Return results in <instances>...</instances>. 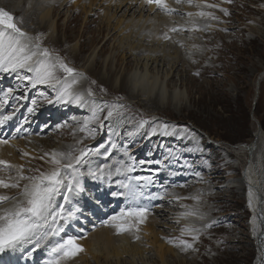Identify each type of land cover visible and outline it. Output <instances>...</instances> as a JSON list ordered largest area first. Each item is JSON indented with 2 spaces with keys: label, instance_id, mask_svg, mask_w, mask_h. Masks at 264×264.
<instances>
[{
  "label": "rangeland",
  "instance_id": "1",
  "mask_svg": "<svg viewBox=\"0 0 264 264\" xmlns=\"http://www.w3.org/2000/svg\"><path fill=\"white\" fill-rule=\"evenodd\" d=\"M168 1H172L174 8L178 10L175 7L177 5H175V0ZM117 2L118 0H98L91 10L87 9L86 13L83 12L82 6H80L83 3L75 5V0H69L62 6L60 4L58 7L61 6V16H54L55 21H52V23L57 21L55 28L60 30L55 31V33L48 27L50 31H47L46 27L38 31L39 25L33 22H29L30 26L28 24L23 27L19 18L12 13L17 18V23L20 24L18 26L24 31L30 29V33L34 28L33 35H31L34 37L39 36L43 47L49 48L54 55L58 54L69 66L76 69L83 80L82 84H88L79 91L86 92L87 88L91 87L96 94L94 99L98 104L103 105L104 102H107L108 105L113 103L125 105L126 117L132 118L133 121L132 123L113 121L110 127L99 129H97L95 123L91 124L90 127L97 129L96 138L85 139L86 134L78 130L81 123L60 131L62 126L59 125L56 128L50 126V124H47L49 122L47 117L37 120L34 122L35 129L31 131L30 135L39 137L41 142L45 141L46 143L41 144L39 142V148L43 152L35 153L31 167H24L25 174H30L28 169L46 170L49 167L45 162L48 157H45V160H41L40 157L44 156L45 153H51L52 148L66 152L73 146L77 148H96L101 145L107 146L109 141L115 142L120 145V148H109L108 150L112 152L109 157L104 155L93 157L96 164L103 165L114 161L116 160L114 157L129 161V157L124 156L125 151L130 154V157L137 159L134 164L135 170L126 175L128 177L148 176L152 179V183L145 189V195L137 200L140 202L139 205L144 206L143 201H147L151 194L163 196L158 200L166 205L163 210H165L164 212L167 211L168 215L162 217L164 221L161 217L158 218L159 221L162 220L158 232L167 231L168 233L164 234L163 237L167 235L169 239L174 237L171 236L173 232H175L174 235L180 233V239L194 243V249L188 250H183L178 246L177 241L167 245L175 251L174 255L172 253L167 255V264H254L257 257V245L254 234L249 229V220L252 213L246 199L247 189L242 188L245 182L244 175L249 156L247 152L240 150L239 147L248 145L254 140L258 125L264 131V75L261 76L264 72V0H232L231 3H225L224 0H206L207 3H215L220 8L227 9L229 14L225 15L224 12L220 11V8L203 9L212 11L219 17V20L215 21L197 19L200 25L210 23L211 27L209 29L191 33L187 31L169 33V35L174 36V38L178 37V39L174 41H171L172 39L165 40L164 50L166 49V51L160 52L159 50L158 58L161 55L164 57L167 55V61H179V69H177L174 76L168 78L167 81L165 80L168 92L175 89L180 90L181 93L183 92L184 97L178 101V106L175 103L172 104L169 97L166 100L159 101L161 104L159 106L153 104L152 101L150 105H145L147 102L132 100L125 88L122 89L121 85H116V82H119L116 81L117 79L130 75V72L135 69L133 58H126L127 53L122 52L119 39L125 36L128 37L127 41H129L130 36L134 38L136 33L139 31L141 33L140 29L137 30L139 26L133 28L132 24L128 22L131 13L128 14L127 12L126 15H123L125 10L121 13L118 11L115 14L113 23L116 24L117 20L121 21L118 29L116 31L109 29L108 23L103 19L106 12L105 8L113 14L112 11L114 12L113 8ZM201 2H205V0H201ZM183 5L188 6L187 4H181V8ZM139 6L141 4L138 1L134 3L135 8ZM143 7L148 9V7ZM188 7V11L181 9V12L178 10L177 13L172 14V16L179 15V20L176 19V25L181 22L184 25L189 19L186 15L179 13L200 10L195 7ZM136 14L134 20L138 18ZM73 18H77L75 24H70L68 21ZM86 21H91L93 24L85 28L84 22ZM125 26L128 28L126 29ZM121 29L123 30L120 31ZM162 29L164 27L160 28L156 35L162 33ZM144 38L145 34L141 42H144ZM161 41L163 40L161 39ZM147 42L148 40L145 41V45ZM163 52L166 53L163 54ZM93 57L94 60L92 61ZM176 57L178 58L176 59ZM170 58L171 60H168ZM59 74L63 75V73ZM159 75L162 76L161 72ZM260 78L262 80H260L259 86L257 85V89H259L257 91L256 84ZM15 79H17V74ZM103 79L104 81H102ZM92 81H95V83L93 84ZM25 83L28 87V82L25 81ZM45 87L48 86L45 85ZM8 88L4 87V90ZM39 89L35 88L34 92L37 99L41 100L36 104L39 106L52 104L48 103V100L54 101L57 94L56 90L45 92V89H43V94L42 90ZM101 89H104V91H101ZM155 94L152 97L153 102L157 100V98L155 100L157 91ZM29 97L30 94L23 100H28ZM16 107H19V105L16 104ZM78 109L79 114L82 115L81 109L79 107ZM106 111L107 108H105V113L101 114L103 122ZM90 115L91 108L88 106L87 110L83 111L82 117L86 120ZM76 117L73 116L74 119ZM140 120H147L148 123L143 128H138L136 122ZM65 123L67 121L64 119L61 124ZM104 124L108 125L109 122L106 121ZM164 124L176 126L177 132L187 128L195 134V139H182L178 135H162L161 129ZM153 128L157 129L155 135L152 134ZM79 140H83V143L78 144L77 141ZM124 146H127V149ZM197 147L200 149L199 151L195 150ZM190 148L194 150L188 151ZM16 149L20 152L19 146ZM100 149L103 150L101 153L105 150L104 147H100ZM249 155L251 158L250 153ZM184 164L191 165V168L200 167L192 169V173L188 170L190 167L181 166ZM1 171L8 172V170ZM10 172L9 176L15 175L13 170ZM197 172L200 174L199 176L194 174ZM117 181L126 182L125 175L113 177L112 182L94 180L92 181L95 186L94 190L93 186H87V179L83 180L84 191L80 193L78 200L74 202V206L79 209L77 216L81 214L82 217L76 225L71 223L68 227L66 226V231L69 234L82 237L79 242L87 238L97 227L106 225L98 224L93 229H86V212L100 216L99 209L93 210V205L96 206V204L89 202V195L98 198L101 196L107 197L116 187ZM178 189H181V191H177ZM5 190L2 189L3 192ZM14 190L16 193L18 192V189ZM122 191L124 190L122 189ZM175 191L177 192L174 193ZM0 195H2L1 191ZM176 196H199L200 201L197 203L196 200L191 198L177 201ZM126 199L128 198L126 197ZM181 203L186 207H182ZM85 204L86 206H92L89 210L82 211L81 206ZM128 204L129 200H127ZM157 206L159 204L152 206V212L155 211L153 209ZM176 206H181L182 209ZM125 207L123 206L121 209ZM179 210H182V213L187 210L195 211L202 214L204 219L191 216L197 218V220L180 224H174L173 222L167 225L168 217L173 218L175 213H179ZM119 211L120 209L112 215L118 214ZM171 213L173 214L171 215ZM106 215L110 214L104 215L106 220H109ZM146 219H149V217ZM170 221H173V219ZM206 224H212V227L206 228ZM185 227L201 229L199 240L193 241L191 235L181 236V231ZM131 232L137 236L142 234L136 230V227H133ZM168 238L164 237L162 240ZM132 242L134 243V241ZM80 244L84 243L81 242ZM147 244L145 248L149 251L144 256H146L148 264H162L156 253L150 251L151 248ZM43 259H41V263ZM90 260L91 264H98L97 261ZM122 262L121 264H131V259L124 257ZM136 264H144V262L138 260Z\"/></svg>",
  "mask_w": 264,
  "mask_h": 264
},
{
  "label": "snow or ice",
  "instance_id": "2",
  "mask_svg": "<svg viewBox=\"0 0 264 264\" xmlns=\"http://www.w3.org/2000/svg\"><path fill=\"white\" fill-rule=\"evenodd\" d=\"M224 2L231 3L232 0H224ZM141 3L150 7L154 5L157 10L169 16L178 11L169 5L168 0H141ZM175 3L177 5L187 4L200 10L179 13L189 18L186 23L169 28L168 32H165L162 37H157L158 39L171 40L172 37L169 33L185 31L191 33L205 31L211 27L210 23L200 25L197 22L198 18L206 21L219 20L214 12L203 10L220 8L218 4L207 3L206 0L205 2L175 0ZM220 11L225 15L229 14L225 8H220ZM181 46L183 45L181 44ZM21 72H25L26 75L21 77L19 75ZM0 73H16L17 79L28 82L32 87L46 85L55 89L57 102H71L81 107L89 106L91 115L81 122V127L78 129L86 134L85 139H95L97 129L110 127L113 121L117 123L133 122L132 118L126 117L125 105L119 103L108 105L107 102H104L103 105L98 104L94 99L96 94L91 87L87 88L86 92L76 91V86L80 84L78 78L80 74L76 72V69L69 66L58 54L54 55L52 50L43 47L39 36L34 37L18 26L17 18L3 7H0ZM59 73H63V75ZM92 83L94 84L95 81ZM10 99H24V97H15L14 89L8 88L3 91L0 109L8 105ZM52 102V100H48V103ZM35 103L36 101L33 100L32 104L35 105ZM105 108L107 111L103 119L109 122L108 125H105L101 119ZM17 111H19V107L6 114L0 113V126L12 121ZM28 111H34V108H29ZM26 122L27 120H25ZM94 123L97 125V129L90 127ZM136 123L138 128H143L148 121L140 120ZM19 130V128L16 129L17 132ZM156 131L157 129L153 128L152 134L155 135ZM129 134L131 135V133ZM161 134L165 136L178 135L182 139H195V134L189 129L183 128L177 132L176 126L168 124L162 126ZM8 143V139L0 138V145ZM77 143L82 144L83 140H79ZM100 147L105 148L103 153L100 152ZM117 147L115 142L109 141L107 146L101 145L96 148L73 146L66 152L53 150L40 157L41 160L48 157L45 162L49 167L46 170L28 169L30 174L27 175L23 165L16 166L8 161L0 160V170H15V175L9 176L7 181L5 178H0V188L18 189L14 196L0 195V254L26 253L28 257H31L38 250H43L45 258L42 260V264H70L80 252L84 251L79 243L82 237L69 234L66 231V226L78 219L77 211L79 209L74 206V202L84 191L85 176L97 181L112 182L113 177L125 175L126 182L117 181L118 186L124 191L113 193V195L126 196L129 204L118 214L112 215L105 223L115 227L118 233L130 231L133 227H136L138 231V225L145 222L149 209L139 205L137 200L145 195V189L152 183V179L148 176L128 177L126 175L135 170V165L130 162V154L127 151L124 152V156L129 157V161L117 159L103 165L96 164L93 157L98 155L109 157L112 152L108 149H117ZM193 150L188 149V151ZM195 150L199 151L200 149L197 147ZM24 155L27 156L28 153H24ZM181 166L191 167L189 164ZM194 174L200 175L198 172ZM251 195L250 190L249 196L251 197ZM158 198H163V196L158 195ZM189 198L196 200L197 203L200 201L199 196L175 197L177 201ZM182 207L186 206L182 205ZM191 216L204 219L202 214L195 211H185L180 214L182 219ZM205 227L211 228L212 224H206ZM81 231L83 230L81 229ZM200 231L201 229L198 228L185 227L181 231V236L191 235L193 241H198ZM136 238L139 239V236ZM177 245L183 250L194 249V243L185 239H178ZM0 264L3 262L0 261Z\"/></svg>",
  "mask_w": 264,
  "mask_h": 264
},
{
  "label": "bare ground",
  "instance_id": "3",
  "mask_svg": "<svg viewBox=\"0 0 264 264\" xmlns=\"http://www.w3.org/2000/svg\"><path fill=\"white\" fill-rule=\"evenodd\" d=\"M68 1L69 0H0V7H3L6 10L10 11L11 13L15 14L19 18L20 23L23 24V25L21 24L23 27H26L29 24V22H33L39 25V27L37 26L38 31L42 30L44 27L46 28L48 27L50 30H52L53 33H55V31H58L59 29L57 30V28H55V26H57L56 25L57 21L52 23V21H55L54 16H58V17L61 16L62 12H60V7L63 4H66ZM96 1L98 0H75L76 2L75 5H77L78 3L79 4L83 3V4H80V6H82L83 12L86 13L87 9L91 10L95 6ZM137 1L141 4V6H139L138 8H135L134 3ZM60 4L61 6L58 7ZM169 4L171 7L174 8V3L173 4L169 3ZM143 6L148 7V9L144 8ZM115 7L116 9H114ZM115 7L113 8L114 12L112 11L113 14H111V12L105 8L106 12L103 15L104 16L103 19L105 20V22L108 23L109 29H111L112 31H116L118 29L121 21L117 20L116 24L113 23L115 20V14H117L118 11L121 13L125 10L123 12V15H126L127 12L128 14L131 13V16L128 22L132 24L133 28L135 26H139L137 30L138 31L139 29L141 30V33H139L140 31L138 32L139 35L138 33L135 34L134 36L135 39L129 35L131 37V38L129 37V41H127L128 37L122 36L121 38L120 36L121 39H119V46L122 48L123 53L124 52L127 53V56H125L126 58L128 59L133 58V64L135 65V69L134 71L130 72V75L128 74L127 76L117 79L116 81H119V82H116V85H121L122 89L125 88L128 95L132 97V100H138L139 102H144V103L147 102L145 105H148V104L150 105L152 101L153 104H155L156 106H159L161 105L159 101L166 100V98L169 97V100L171 99L170 101L172 102V104L175 103V105L178 106L177 105L178 101L181 100L182 97H184L182 94L183 92L181 93L180 90H177V89H175L172 92H168L167 86L165 84V80L167 81L168 78L174 76L177 69H179L180 64L178 60L172 61L171 58L168 59L171 61H167L166 60V58H168L167 55L165 57L161 55L160 57L161 59L158 58L159 50L160 52L164 50L166 41L162 38L161 39L163 41H161V39H158L157 37H162V35L165 32H168L169 28L176 26V19L179 20V15L178 16L165 15L164 13L157 10L154 5L151 7L147 6L141 3V0H118ZM175 7L178 8L180 12H181V9H184V11L189 10V7L185 5H183L181 8V4L176 5ZM135 14H136V17L138 16V18L134 20ZM76 19L74 18L72 20L70 19L68 22L72 24L75 22ZM84 23H85L84 24L85 28L93 24L91 21H86ZM178 25H182V22L178 23ZM127 26H125L126 29L128 28ZM162 27H164V29H162L163 32L160 33L159 35H156V33ZM49 29L47 31H50ZM123 29H121L120 31H122ZM33 30H32V33L29 32L30 29L29 31H26V32H28L30 35L31 34L33 35ZM144 34H145V38L143 40L144 42H141ZM51 37H53V35H51ZM171 37H172L171 41L178 39V37L177 38H174V36H171ZM146 40H148V42L145 45ZM152 40L154 41L152 42ZM184 41H188V40L186 39ZM103 44L105 45V43ZM174 50L175 49H173V51ZM164 51H166V49ZM164 53L166 52H163V54ZM177 58L178 57H176V59ZM93 60H94V57L92 61ZM165 67H166V73H165ZM160 72L162 76L159 75ZM2 74L5 77L0 80V84H4V85L10 84V86L14 89V95L17 98L25 97L27 94H30L31 103L33 100H35L36 103H39V101H41L40 99H37V95L34 93L35 88L39 89L40 86H42L39 89V90H42V93H43V89H45V92H48V90H51V91L53 90V88L45 87V85H37L36 87H32L30 84H28V87H27V84L25 83V81L21 79H15L16 73H2ZM24 75H26L25 72L20 73L21 77H23ZM263 75L264 73L261 74V76ZM78 78L80 79L81 77L79 76ZM260 80L262 79L260 78L256 84L257 91L259 90L257 89V85L259 84ZM102 81H104V79ZM82 82L83 80L81 78L80 84L76 86V91H79V89L88 85V84H82ZM156 91H157V96L155 97V100L156 98L157 100L153 102L152 97ZM56 96L54 98L55 102H57ZM16 100L21 101L22 99H12V101H16ZM36 103L35 105L33 104L32 105L36 106L37 105ZM58 104H59V109L61 110V114H63L62 119H68L67 123L56 125V127H58L59 125L62 126V128H60L61 129L60 131H62L65 128L67 129L69 126L76 125L84 121V118L82 117L83 111L87 110L88 106L81 107L71 102L69 103L58 102ZM78 107L81 109L82 115L79 114ZM44 110H47V108H45ZM73 116H77V117L74 119ZM35 118L40 119L42 117L37 115ZM4 127L9 128V123H7L4 126H1V128H4ZM19 132L21 133L22 131L19 130ZM263 133L264 131L262 130L261 126L258 125L256 132H255L256 140H255V134H254V140L250 144L244 145L243 147H239L240 150L247 152L249 156L248 163H249V160L252 158V160H250L249 165L248 163H247L248 166L246 165L247 169L245 170V175H244L245 182L242 185V188L247 189L246 199L248 200V207L250 208V212L252 213L250 220H249V229L251 233L254 234L253 236H254V239L257 245V248H256L257 257L255 259L254 264H264V134ZM40 140L41 138L32 136L24 140L15 141V143L9 142L6 145H0V160L8 161L10 164H13L16 166L23 165L24 167L30 168L33 162V159L35 158V153L43 152L39 148V142H41ZM42 143H46V142L42 141L41 144ZM18 146L20 147V152H18L16 149ZM56 149L52 148V151ZM58 151L60 150L58 149ZM101 151L103 150L100 149V152ZM24 153H28V155L25 156ZM249 153L251 154V158H250ZM114 158L117 160L119 157L118 158L114 157ZM111 162L113 161H110L107 163H111ZM13 171L15 172V170ZM10 173L11 172L9 170L8 172H2L0 170V178H5L7 180ZM90 178L91 177L89 176H85V179H87L88 183H89ZM88 186H92V185L88 184ZM2 189L3 188H0L2 195H8V196L16 195V191L14 189L13 190L6 189L4 192L2 191ZM250 190L252 193L251 197L249 196ZM177 191H181V189H178ZM177 191H175L174 193H176ZM118 192H120V188ZM101 199H102L101 204H103L102 209H105L104 208L105 205H109L110 203L111 205L113 204L116 205L120 203L119 207H121L122 206L121 204H126L128 200L126 199V196L119 197L117 195H115L114 198H111L110 201H108L106 198H104L103 200L102 196H101ZM147 199L148 201H143V202H144V206L149 209V213L147 215L149 219H146L144 223L138 225V228L140 227L138 232L142 233L141 236H139V239H137L136 238L137 235H135L131 231H124V232L118 233V230H116V228L110 225L104 226L103 228L97 227L98 229L96 230L94 229V232L89 234L87 238H85L86 237L85 236L84 237L85 239L79 242V243L81 242L84 243L80 245L82 246L83 249L85 245V249L84 251L80 252L70 262V264H91L90 259L97 261L98 264H121L123 263L122 259L124 257H127V258L129 257L131 259V264H136L138 260L144 262V264H148V260L146 259V256H144L146 252L149 251V250L147 251L145 248L147 242H148L147 245L149 246V248H151L150 251H154L156 253L158 258L161 260L162 264H167V255H169L170 253H172L173 255L175 254V251L173 250V248L167 245H170V242H169L170 240L172 242L173 241L175 242L178 239H180V233L174 235L175 232H173L171 236H174V237L170 239L168 238L167 235H165L164 237L168 239L162 240V238H164L163 235L168 232L167 231L158 232V229L160 228L159 225L161 221L164 219L162 217H165L166 215H168L166 213L167 211L164 212L165 210H163L165 209L164 207L166 205L162 203V201L158 200L157 194H151ZM139 203L140 202H138V204ZM157 204H159V206L153 209L156 212L155 211L152 212V206L157 205ZM181 206H182V203H181ZM181 206H176V207L181 208ZM95 207H98V206H95ZM87 208H89V205L87 206ZM115 208L116 207L114 206L109 207V209L111 210H115ZM113 213L114 211L112 212V214ZM181 213H182V210H179V213L178 214L175 213L173 218L168 217L166 224L168 225L169 223H173V222L174 224L189 223V222H193L194 220H197V218L195 219V217H190V218L188 217L186 219H182L180 218ZM172 214L173 213H171V215ZM101 215H103V213ZM77 217L79 219L80 216H77ZM110 217L111 216H109V218ZM159 217L162 218L161 221H159L158 219ZM88 218H91V216H88ZM171 219H173V221H170ZM165 229L167 230L168 228L166 227ZM132 241H134V243ZM40 257H45V253L41 251H37L34 254V257L32 256L28 257L26 253L0 254V261H2L3 264H37L39 262ZM79 257H81L80 260H79Z\"/></svg>",
  "mask_w": 264,
  "mask_h": 264
},
{
  "label": "water",
  "instance_id": "4",
  "mask_svg": "<svg viewBox=\"0 0 264 264\" xmlns=\"http://www.w3.org/2000/svg\"><path fill=\"white\" fill-rule=\"evenodd\" d=\"M264 73V72H263ZM258 86H259V84H258Z\"/></svg>",
  "mask_w": 264,
  "mask_h": 264
}]
</instances>
